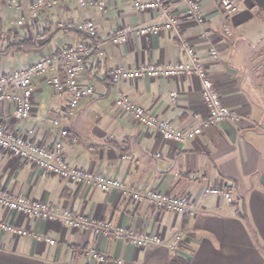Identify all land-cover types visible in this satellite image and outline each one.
I'll list each match as a JSON object with an SVG mask.
<instances>
[{
  "label": "crops",
  "instance_id": "obj_1",
  "mask_svg": "<svg viewBox=\"0 0 264 264\" xmlns=\"http://www.w3.org/2000/svg\"><path fill=\"white\" fill-rule=\"evenodd\" d=\"M17 1L22 5L19 13L9 0H0V74L57 54L68 44L100 43L83 59L78 77L81 85H91L94 92L67 117L68 96L52 89L48 80L53 72H49L32 81L30 118L17 120L13 105L1 102L0 124L47 149L65 129L60 142L70 166L119 180L132 190L186 196L194 211L175 214L147 202L136 204L117 190L102 192L60 179L0 150V188L10 195L44 202L73 216L106 220L137 236L156 235L165 243L137 247L110 234L73 230L58 221H38L0 208L1 222L31 233L13 237L0 232V264H94L87 256L91 249L107 256L101 264H165L175 252L194 264H264V0H239L237 11L229 16L223 14L219 2L197 0L205 18L202 25L187 16L184 5L163 0V7L177 19L180 34L205 64L224 104L237 115L182 144L163 141L137 124L121 111L117 98L121 94L184 130L194 125L195 115L207 116L195 77L141 78L118 84L108 79L109 71L117 66L136 68L184 60L171 31L131 35L119 46L108 41L118 26L153 22L156 12L137 11L134 0H97L104 4L102 11L81 7L80 0H56L54 7L40 8L32 19L28 6L34 0ZM20 19L23 24L17 26ZM85 20L94 23V37L80 30ZM23 40L35 46L25 48ZM212 48L215 58L209 56ZM205 187L223 188L232 202L221 195L204 194ZM33 234L52 238L55 244L36 241ZM177 235L181 240L177 250L171 251L167 245Z\"/></svg>",
  "mask_w": 264,
  "mask_h": 264
},
{
  "label": "built area",
  "instance_id": "obj_2",
  "mask_svg": "<svg viewBox=\"0 0 264 264\" xmlns=\"http://www.w3.org/2000/svg\"><path fill=\"white\" fill-rule=\"evenodd\" d=\"M178 4L184 5L187 16L199 25L205 23V18L201 14L197 0H174ZM220 3L221 10L225 16L234 14L238 9L239 0H212ZM13 10L22 12V5L17 0H9ZM57 4L56 0H34L29 6V14L35 19L40 8H51ZM81 7H96L104 10V4L97 0H80ZM134 8L139 12H156L153 22L141 25H120L115 31L108 35V41L119 46L124 44L131 35L157 36L163 31H171L176 36L182 50L184 60L175 63L161 64L148 63L136 68L117 66L108 73L109 82L118 84L121 81H136L141 78H175L181 76H193L200 84V91L203 103L207 109V116L202 118L194 116L195 123L191 127L179 130L175 129L169 122L160 119L155 114L145 111L143 108L131 103L125 96L119 94L117 104L123 113H127L139 125L154 131L163 141L182 144L199 136L202 131L210 126L237 118L234 111L228 108L222 99L214 82L210 79L209 73L196 55L191 43L179 32V24L176 18L169 14V10L163 7V0H134ZM17 26H21L23 21L17 20ZM80 30L88 37L96 35V28L91 20H85L80 24ZM224 32L229 34V29L224 28ZM100 43H90L79 41L75 44L63 46L57 54H49L23 69H14L9 73L0 74V103L9 102L14 107V117L17 120H27L33 112V79L53 72L48 83L58 94H67L69 109L66 116L73 115L75 108L83 98L93 95L91 85L83 86L78 77L83 69V59L90 52L98 48ZM209 56L216 57L215 49L209 51ZM171 99H175V93L171 94ZM53 124L59 126V121L54 120ZM67 131H59L60 139L65 137ZM56 141L50 148L42 147L31 142L27 137L14 131H9L0 124V150L24 162L34 165L44 173L69 180L77 184H87L102 192L110 189L117 190L123 195H128L134 203L147 202L157 209L165 210L175 214L192 213L194 205L186 196H174L161 191L143 189L132 190L123 182L107 178L100 173L86 171L79 167L70 166L64 158L62 144ZM123 158H130L123 157ZM203 193L211 196H223L227 202H232L229 193L223 188L205 187ZM0 208L32 217L38 221H58L63 226L78 230L89 231L94 234L112 235L115 239H126L137 247L147 245H164V241L156 235L137 236L129 229L113 225L106 220H93L84 216H73L69 211L57 210L44 202L33 201L24 196H12L0 188ZM0 232H5L13 237H27L31 235L28 231L6 222L0 221ZM36 241L54 245L52 238L33 234ZM181 240L177 235L173 243L168 244L171 251L177 250V244ZM88 258L94 264H101L106 261L104 253L91 249L87 252Z\"/></svg>",
  "mask_w": 264,
  "mask_h": 264
},
{
  "label": "trees",
  "instance_id": "obj_3",
  "mask_svg": "<svg viewBox=\"0 0 264 264\" xmlns=\"http://www.w3.org/2000/svg\"><path fill=\"white\" fill-rule=\"evenodd\" d=\"M74 33H79V32L74 31ZM23 44H24L25 48L35 46V43L30 42L29 40H23ZM7 48H9V47H7ZM251 230H252L253 237H254L255 241L258 243L255 231L253 229H251ZM179 250H180V247H179ZM165 264H194V263L192 262V260L189 257L182 255L178 252H175L167 258Z\"/></svg>",
  "mask_w": 264,
  "mask_h": 264
}]
</instances>
